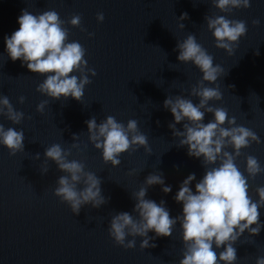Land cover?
<instances>
[{
    "label": "water",
    "instance_id": "95a60500",
    "mask_svg": "<svg viewBox=\"0 0 264 264\" xmlns=\"http://www.w3.org/2000/svg\"><path fill=\"white\" fill-rule=\"evenodd\" d=\"M24 8L36 14L55 9L65 21L81 15L79 27L65 25L68 39L82 44L88 67L96 70L80 101L42 95L37 85L43 77L22 66L19 59L8 57L4 37L19 27L17 17ZM98 12L104 14L102 22L96 19ZM184 12L188 16L180 28L178 17ZM220 14L225 13L214 8L211 0H0V95H7L14 108L24 113L17 125L0 116L6 127L24 131L23 151L10 154L0 145V264H179L183 253L179 222L172 235L155 237L150 241L155 247L144 249L139 236L132 248L117 245L108 228L117 212L136 215L131 193L148 174L159 172L165 184L172 186L164 193L161 185H152L146 193L157 202L164 200L171 216L181 212V204L174 199L181 181L195 173L194 189L204 174L201 159L178 146L168 127L173 117L163 106L168 95L187 96L200 80L195 66L177 60V41L189 34L225 70L218 78L222 98L212 103L225 107L237 124L251 128L261 139L241 150L237 159L241 170L248 154L264 164V0H250L248 8L225 14L244 20L247 26L231 56L215 47L207 29L205 16ZM257 18L260 23L254 25ZM42 100L48 103L41 113L36 106ZM108 115L125 123L136 119L151 151L129 149L116 167L103 162L100 151L88 141L85 121L95 116L99 123ZM210 118L206 114L205 122ZM73 133L79 134L75 141ZM73 142L78 147L71 149L69 159L82 160L86 170L101 177L102 194L108 198L99 207L83 205L78 214L53 194L63 173L54 162L44 161L46 147L59 143L68 149ZM44 166L48 171L42 174ZM249 183L255 198V188L264 185V173ZM260 213L264 221V208ZM148 235L155 234L150 231ZM235 247L236 264H255L258 256H264V227L255 236L245 231Z\"/></svg>",
    "mask_w": 264,
    "mask_h": 264
},
{
    "label": "clouds",
    "instance_id": "9594fccd",
    "mask_svg": "<svg viewBox=\"0 0 264 264\" xmlns=\"http://www.w3.org/2000/svg\"><path fill=\"white\" fill-rule=\"evenodd\" d=\"M212 6L220 13H230L233 9L248 8L250 0H211ZM225 14L205 16L215 47L224 50L229 56L234 52L240 37L247 31L246 22L233 19ZM187 12L178 17L179 27L184 28ZM98 22L104 20L103 12L96 15ZM19 27L10 35H5V51L12 61L20 60L30 72L40 74L43 79L37 85V91L51 99L69 97L80 101L90 76L96 75L93 67H88L85 59L86 49L77 40H69V25L79 27L81 15L74 14L67 21L60 18L55 9L33 13L27 8L17 17ZM260 23L259 18L252 21ZM83 30V29H82ZM92 35V33H89ZM177 60L191 63L201 73L200 80L190 88L188 95H168L163 106L173 117L168 127L178 139V146L187 148V155L201 159L204 166L203 176L196 179L190 173L183 179L174 199L182 208L177 216H171L165 201L157 202L148 198L146 193L152 185H161L164 193L172 190L165 184L159 172L145 177L143 184L131 193L135 200L133 215L129 211H120L112 216L109 223V235L117 245L132 248L135 237H142L140 248L155 247V237L172 235L179 222L180 238L183 244L182 258L179 264H236L237 240L247 231L249 236L258 235L264 227L260 220V209L264 208V185L255 188V198L250 194L249 181L264 173V164L254 155L244 158V168L237 163L241 150L253 142L261 143L258 134L251 128L237 124L236 117L230 116L225 107L217 106L222 91L218 78L225 74L220 64H214L213 55L189 34L177 41ZM198 98V102L193 101ZM24 97H19L23 103ZM48 100H42L36 106L37 112H43ZM211 118L205 122V115ZM0 116L17 125L24 113L14 108L7 95H0ZM183 122L181 128L177 124ZM88 141L101 153L106 164L116 167L120 164L121 154L129 149L135 151L142 147L150 152L147 136L138 129L136 119L126 123L113 115L106 116L97 123L93 116L87 121ZM79 136L73 133V141ZM24 131L0 122V145L10 154L24 149ZM73 142L71 148L53 143L45 148L44 161H52L63 173L57 178L54 195L66 203L72 213L78 214L83 205L99 207L107 202L102 194L101 177L85 168L82 160L69 159L71 149L77 148ZM36 154V159L39 158ZM46 173V166L40 169ZM154 236H149V232ZM126 237H132L127 239ZM215 246V247H214ZM221 246H223L222 250ZM219 250V251H218ZM255 264H264V256H258Z\"/></svg>",
    "mask_w": 264,
    "mask_h": 264
}]
</instances>
